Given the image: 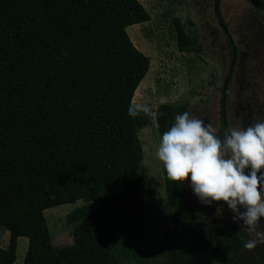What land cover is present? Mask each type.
<instances>
[{"label": "trees", "instance_id": "obj_1", "mask_svg": "<svg viewBox=\"0 0 264 264\" xmlns=\"http://www.w3.org/2000/svg\"><path fill=\"white\" fill-rule=\"evenodd\" d=\"M148 18L138 0H0V235L8 233L0 264H13L18 237L26 238L21 264L154 259L135 244L149 241L137 133L152 118L128 115L149 58L125 30ZM172 23L177 48L196 52V35ZM153 110L160 140L185 106ZM161 167L176 229L163 237L168 263L232 264L242 237L228 230L204 240L184 212L182 185ZM77 201L65 214L71 242L53 246L43 211Z\"/></svg>", "mask_w": 264, "mask_h": 264}, {"label": "rangeland", "instance_id": "obj_2", "mask_svg": "<svg viewBox=\"0 0 264 264\" xmlns=\"http://www.w3.org/2000/svg\"><path fill=\"white\" fill-rule=\"evenodd\" d=\"M138 1L149 18L144 22L131 24L125 30L135 47L148 56L149 64L131 104L147 103L154 109L161 102L181 103L187 112H191L204 109L205 105L209 102L212 104L213 101L215 109V97L219 95L217 91L230 61V51L213 13L214 0ZM217 10L236 47L239 74L236 70L235 76L237 79L242 77L244 83L252 86V80L256 79L260 85L263 84L261 86L264 90V0H219ZM175 17L186 31L196 35V52H183L177 48L172 23ZM245 79L249 81L246 82ZM209 95L211 99L203 103ZM137 135L143 159L150 161L145 166L142 222V228L149 233V241L137 238L135 244L151 251L154 256V259L147 256V262L143 264H168L165 245L160 248L157 246L163 244L165 235L170 237V229H176L169 219L170 208L165 202L164 175L155 155L159 140L154 119L143 126ZM189 185L190 180L182 184L186 194L184 212L192 217L200 216L207 223L195 226L196 232L209 237L210 230L226 232L232 229L243 237V241L249 238L247 232L240 228L242 221L237 223L232 220L234 214L227 204H203ZM81 204V201H77L75 204H64L43 211L53 246H64L71 242V226L65 222V214ZM218 208L222 209L221 213H216ZM117 225L120 226V223ZM261 227L264 228V218ZM110 228L118 238L114 227ZM7 236L6 231L1 232L0 248H5ZM25 248L26 238H17L15 264L21 263ZM116 264L128 263L121 258ZM234 264H264V244L257 245L253 251L243 249L239 260Z\"/></svg>", "mask_w": 264, "mask_h": 264}, {"label": "clouds", "instance_id": "obj_3", "mask_svg": "<svg viewBox=\"0 0 264 264\" xmlns=\"http://www.w3.org/2000/svg\"><path fill=\"white\" fill-rule=\"evenodd\" d=\"M141 114L152 119L158 116L147 103L129 105L130 117ZM155 155L171 181L181 185L190 180L201 203L227 204L234 214L232 220L242 221L240 228L249 237L242 241L244 249L253 251L264 244V121L232 127L221 136L212 124L185 111L175 115ZM149 163L141 161L142 166Z\"/></svg>", "mask_w": 264, "mask_h": 264}, {"label": "flooded vegetation", "instance_id": "obj_4", "mask_svg": "<svg viewBox=\"0 0 264 264\" xmlns=\"http://www.w3.org/2000/svg\"><path fill=\"white\" fill-rule=\"evenodd\" d=\"M221 32L225 37L227 46L230 51V61L227 66V70L223 77V80L219 85V90L217 91L219 95L215 97L216 107L215 109L213 108L214 102L211 101L212 104H210L209 102L208 105L204 106V109L202 108V109L191 110L190 113L195 118L203 120L205 121V123L212 124L214 127L218 129L219 134L223 136L225 131L231 129L232 127L246 128L253 121H264V90H263V86H261L263 84L260 85L259 81L256 79L252 80L253 86L251 84L244 83L242 77L237 79V77L235 76V71L237 70V66H238V56H237L236 47L233 45L232 39L230 38V34L227 31V26L225 27L224 30L221 29ZM237 73L239 74V70H237ZM245 81L248 82L249 80L245 79ZM209 99H211V95H209L207 97V100L203 103H206ZM185 111L186 109L184 110V112ZM184 195H185V203H186L185 192ZM187 215L190 218L197 220L195 226L206 223L204 219H202L200 216L193 215L194 217H196L194 218L189 214ZM209 233H210L209 237H206L203 234L204 240L210 239L213 235L223 232H214L213 230L212 231L210 230ZM162 245L163 244H159L157 248L162 247ZM243 249L244 248H242L241 252L237 255L236 259L233 261L232 264H234L237 260H239L241 253L243 252Z\"/></svg>", "mask_w": 264, "mask_h": 264}, {"label": "water", "instance_id": "obj_5", "mask_svg": "<svg viewBox=\"0 0 264 264\" xmlns=\"http://www.w3.org/2000/svg\"><path fill=\"white\" fill-rule=\"evenodd\" d=\"M218 1H219V0H214V1H213V12H214V14H215V16H216V20H217V22H218L220 28H221L222 30H224V29H225L224 24L221 22L220 17H219V14H218V10H217ZM227 37H228V36H227ZM223 88H224V86H223Z\"/></svg>", "mask_w": 264, "mask_h": 264}, {"label": "crops", "instance_id": "obj_6", "mask_svg": "<svg viewBox=\"0 0 264 264\" xmlns=\"http://www.w3.org/2000/svg\"><path fill=\"white\" fill-rule=\"evenodd\" d=\"M19 238H23V237H18V239H19ZM22 257H23V256H22ZM13 263H14V262H13ZM14 264H15V263H14ZM20 264H21V263H20Z\"/></svg>", "mask_w": 264, "mask_h": 264}]
</instances>
